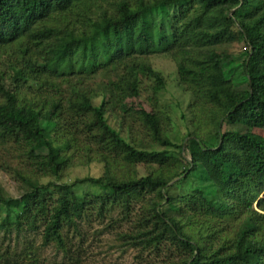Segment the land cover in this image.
I'll list each match as a JSON object with an SVG mask.
<instances>
[{"label": "trees", "instance_id": "16d2710c", "mask_svg": "<svg viewBox=\"0 0 264 264\" xmlns=\"http://www.w3.org/2000/svg\"><path fill=\"white\" fill-rule=\"evenodd\" d=\"M236 41L244 90L217 58ZM155 56L190 97L181 144ZM255 130L264 0H0V173L20 191L0 186V264H89L104 239L136 264H264ZM92 163L120 166V179L63 182Z\"/></svg>", "mask_w": 264, "mask_h": 264}, {"label": "rangeland", "instance_id": "374dc122", "mask_svg": "<svg viewBox=\"0 0 264 264\" xmlns=\"http://www.w3.org/2000/svg\"><path fill=\"white\" fill-rule=\"evenodd\" d=\"M244 47V42L236 41L217 52V58L224 63L223 69L225 77L239 90H244L246 87L241 70V63L246 53ZM150 62L152 67L160 72L166 79L165 90L159 97V108L160 111L170 119L168 130L169 139L175 144H181L186 134L182 117L187 114L186 109L190 99L189 94L185 93L178 85L175 75V65L169 59L155 56L152 57ZM146 98V93H143L140 100L143 102ZM223 128L225 130L230 129L225 128V126ZM135 131L138 142L146 144L147 140L139 131L137 125ZM254 132L264 135L257 130ZM173 151H175L174 154L177 153L176 150ZM185 157L189 160L187 156ZM121 171L122 168L120 166L105 167L99 163H92L86 166L78 165L65 173L63 182L74 183L83 178L118 180L121 177ZM0 186L13 198H17L20 195L18 184L7 174L0 173ZM185 187L188 188V185L186 184ZM27 237H29L30 241H32L36 247L40 245V237L37 234L27 235ZM103 241L104 242L100 244H92L90 251L93 257L89 261V264H136L133 261L132 253L121 255L120 250L115 245L111 248L109 246L111 242L105 243V239ZM42 256L46 258L50 257L51 251H44Z\"/></svg>", "mask_w": 264, "mask_h": 264}]
</instances>
